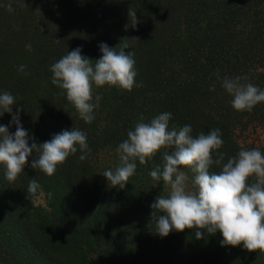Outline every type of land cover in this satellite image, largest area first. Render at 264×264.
<instances>
[{"label": "trees", "instance_id": "trees-1", "mask_svg": "<svg viewBox=\"0 0 264 264\" xmlns=\"http://www.w3.org/2000/svg\"><path fill=\"white\" fill-rule=\"evenodd\" d=\"M101 43L127 46L137 75L131 92L94 87L93 102L101 99L85 123L52 84L50 68L77 47L98 60ZM237 76L264 90V0H0V94L15 97L13 113L23 107L20 122L37 144L74 128L91 149L83 161L79 150L70 155L51 177L30 167L35 153L14 182L0 165V264H264V252L221 246L219 232L157 234L150 206L165 186L149 173L163 168V150L144 165L137 160L123 189L102 173L119 166L118 146L141 116L149 123L164 112L172 114L169 130L191 125L194 138L219 128L224 162L242 149L264 154V142L240 144L241 133L264 130V102L234 110L222 81ZM10 121L0 117V125ZM108 153L117 159L106 166ZM33 179L45 203L28 193Z\"/></svg>", "mask_w": 264, "mask_h": 264}, {"label": "clouds", "instance_id": "clouds-1", "mask_svg": "<svg viewBox=\"0 0 264 264\" xmlns=\"http://www.w3.org/2000/svg\"><path fill=\"white\" fill-rule=\"evenodd\" d=\"M7 7L10 12L13 10L11 4ZM129 16L135 27L138 23L135 12L129 11ZM126 47L117 51L116 47L101 43L102 55L98 60L81 55V48L77 47L51 66L52 84L62 90L61 94L75 109L74 114L85 123L95 119L93 111L101 99L97 95L93 102L94 87L107 85L132 91L137 73L134 54L125 53ZM24 67L21 65L19 70L23 72ZM246 80L247 77L237 76L225 77L222 81V87L233 97L231 105L237 112H250L264 102V90L243 82ZM15 102L8 91L0 94V117L5 113L11 115L8 125H0V165L5 167L9 182H14L23 172L33 153L37 158H32L30 167L49 177L78 150L82 153L79 159H86L91 149L84 132L74 128L63 130L37 144L20 122L23 107H17L13 113ZM171 115L170 112L161 113L149 123L143 122L141 116L134 130L127 133L128 138L118 146L119 166L114 171L102 172L108 183L123 189L135 173L137 160L144 165L163 150V168L156 165L149 173L154 182L162 179L169 188L167 197L159 195L150 206L157 234L166 237L173 230L195 229V237L201 239L204 232H219L221 246L242 244L249 252H264V154L255 148L242 149L224 162L225 154L217 151L224 143L219 128L208 134L201 132L194 138L191 125L169 130ZM12 125H15V132L10 134ZM213 164L222 168L218 174L209 172ZM182 168L195 174L194 192L186 190L187 175ZM40 189V184L33 179L27 191L39 198L44 195ZM47 195L50 198L52 194Z\"/></svg>", "mask_w": 264, "mask_h": 264}, {"label": "rangeland", "instance_id": "rangeland-1", "mask_svg": "<svg viewBox=\"0 0 264 264\" xmlns=\"http://www.w3.org/2000/svg\"><path fill=\"white\" fill-rule=\"evenodd\" d=\"M252 140L257 141L258 143L264 142V130L262 131L261 129H257L256 131L250 129L249 131H245L241 133L239 141L242 147H246L248 143L252 142ZM103 157V156H102ZM116 154H105L104 159L102 160V163L104 165H109L112 164L117 158ZM182 170V169H181ZM187 175V180H186V190L194 192L195 187L193 186V182L188 180V174ZM165 187H162V192L164 193V196L167 197L169 194V188L164 184ZM143 191V189H141ZM36 203H45V200L43 196H39V198H36ZM172 264H177V263H172Z\"/></svg>", "mask_w": 264, "mask_h": 264}]
</instances>
